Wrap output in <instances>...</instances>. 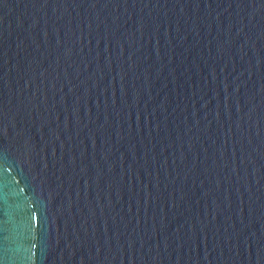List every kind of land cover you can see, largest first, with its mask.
<instances>
[{"label": "water", "instance_id": "water-1", "mask_svg": "<svg viewBox=\"0 0 264 264\" xmlns=\"http://www.w3.org/2000/svg\"><path fill=\"white\" fill-rule=\"evenodd\" d=\"M0 264H264V0H0Z\"/></svg>", "mask_w": 264, "mask_h": 264}]
</instances>
